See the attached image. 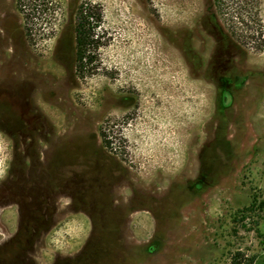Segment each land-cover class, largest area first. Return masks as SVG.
<instances>
[{"label":"rangeland","instance_id":"374dc122","mask_svg":"<svg viewBox=\"0 0 264 264\" xmlns=\"http://www.w3.org/2000/svg\"><path fill=\"white\" fill-rule=\"evenodd\" d=\"M53 1L29 41L0 0V193L30 187L0 194L2 222L32 233L17 261L264 264V49L232 35L238 0L225 17L214 0ZM83 1L103 22L82 74Z\"/></svg>","mask_w":264,"mask_h":264},{"label":"trees","instance_id":"16d2710c","mask_svg":"<svg viewBox=\"0 0 264 264\" xmlns=\"http://www.w3.org/2000/svg\"><path fill=\"white\" fill-rule=\"evenodd\" d=\"M225 0H214L216 7L219 8L220 13L225 17L229 15L227 12ZM17 6L20 8L24 17V35L29 41H33V30L35 26H41L44 22L36 21V14H41L44 11H50L52 17L55 14L56 4L53 0H16ZM237 12L238 16H231L237 18L235 24L232 23V35L241 39L244 44L258 47L259 51L264 49V30L262 20L259 14V0H238ZM237 14V13H236ZM75 17V60L79 71L83 74L92 67L95 61V54H97L102 45L99 30L103 22V12L99 3L91 1H83L76 9ZM239 23V24H238ZM53 22L50 21V25ZM240 25V26H236ZM242 26V27H241ZM41 28H38V30ZM240 31V34L237 31ZM245 30V31H244ZM249 30V33L248 31ZM40 31V30H39ZM48 31V30H47ZM53 31L45 32L46 35ZM247 31V32H246ZM34 38V39H33ZM96 67V66H93ZM100 135L105 146L112 148V140L108 135L100 130Z\"/></svg>","mask_w":264,"mask_h":264},{"label":"flooded vegetation","instance_id":"af4514ba","mask_svg":"<svg viewBox=\"0 0 264 264\" xmlns=\"http://www.w3.org/2000/svg\"><path fill=\"white\" fill-rule=\"evenodd\" d=\"M28 187L29 186L21 188L16 186L15 188L5 190V193L0 194L4 196V199H7L6 197L12 199V204H17L18 202L27 201L28 198L25 200L22 199L23 194L29 190L30 187ZM3 216V214H0V264H20V261H17L18 257L22 258L23 251H29L30 249V246L27 243H24L23 236L27 235L25 241L28 242V237H30L32 233L29 231L24 233L21 228H16L14 231H11L8 229L6 225L7 223L2 222Z\"/></svg>","mask_w":264,"mask_h":264}]
</instances>
